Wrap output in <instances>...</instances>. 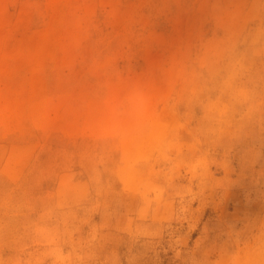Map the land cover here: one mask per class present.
Wrapping results in <instances>:
<instances>
[{"label": "rangeland", "instance_id": "rangeland-1", "mask_svg": "<svg viewBox=\"0 0 264 264\" xmlns=\"http://www.w3.org/2000/svg\"><path fill=\"white\" fill-rule=\"evenodd\" d=\"M0 264H264V0H0Z\"/></svg>", "mask_w": 264, "mask_h": 264}]
</instances>
